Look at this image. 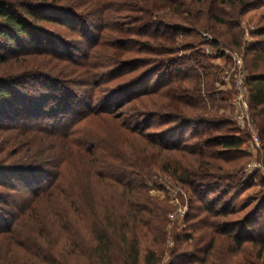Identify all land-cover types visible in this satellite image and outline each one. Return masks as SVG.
<instances>
[{"label": "trees", "instance_id": "trees-1", "mask_svg": "<svg viewBox=\"0 0 264 264\" xmlns=\"http://www.w3.org/2000/svg\"><path fill=\"white\" fill-rule=\"evenodd\" d=\"M263 3L264 0H120L118 3L111 0H84L81 3L80 9L87 7L88 15L100 17L101 29L109 33L111 40L108 38L104 40L100 35L98 46L101 50L87 65L77 64L80 67L74 71V75L76 76L79 71L78 78L82 75L87 76L89 73L87 68L100 70V73H104L106 69H111L112 72H109L111 77L106 81H100L98 76L96 77L97 74H93L86 82L91 89L94 87V93H99L100 106L92 107L86 116L82 111L76 110V115L84 117L73 119L71 126L54 134L60 139L63 148L60 157H64L60 160L59 167L61 165L62 172L58 173V177L71 178V171L69 173L68 169L70 170L72 164L82 168L83 173L77 178L78 185L75 183L64 188V183L58 184L40 196L50 198L56 193L67 194L69 200L66 198L36 200L30 212L36 215L31 241L35 243V240H39L38 235L42 231L45 236L40 240H44V244L33 248L31 253L33 257L41 259L45 264H64V261L68 263L69 256L75 253L86 256L91 251L90 257L95 264H159L155 244H159L160 236L165 234L164 226L167 223L168 209L158 199L151 197L147 191L146 180L154 169L168 175L192 194L195 200L191 198V203L199 204L201 207L199 216L196 217H201L205 213L204 218L196 225L198 229H202L197 244L206 243L208 246L206 249L198 250L204 256L202 260L204 264H228L226 256L242 249L246 239L241 232L232 234L229 227L224 224L223 219L230 215L231 211L222 204L231 190L235 191L231 196L234 203L237 197L254 186L253 179L250 178H244L239 183L235 182L241 160L247 157L241 150L248 135L242 136V131L232 128V123L226 118L205 116L209 115L207 109L210 104L217 110L229 108L227 105L222 106L217 103L218 94L214 90V85L204 81V78L211 74L206 72L202 75L196 74L194 79L189 81L190 83H185L186 79H183L167 90L160 88L159 85L160 87L153 90L126 98L124 105L132 106L122 114H118L117 108H113L111 104L119 99L126 89L128 91L130 88H137L149 77L160 75L164 77L161 72L163 64L150 70L133 84H125V86L119 83L115 88L118 95L112 98L110 106L107 103L115 90L109 95L101 87L121 81L124 76L123 71L133 66L128 62L131 55L147 53L157 57L173 56L177 52L174 46L179 35L184 37L199 31H214L221 28L224 33L219 34L220 40H216L214 46L219 47V43H222L233 49H240L243 38L241 23L230 22L224 7L232 8L239 15L244 16ZM55 9L54 11L62 17L64 15L78 17V13L72 8ZM23 11H26V16L36 18L34 8H24ZM125 12L133 15L131 23H122L120 14ZM163 13L167 14V19L176 21V24L165 25L161 16ZM135 26L138 29L133 28ZM28 27L23 12L12 11L0 4V37L8 40L10 45L16 46L17 51L22 48L14 37L28 35ZM89 29L86 32L91 34L92 28ZM152 29L153 32L149 33L148 31ZM162 29H166L165 31L171 34H166ZM134 36L144 37L147 40L144 43L136 42L132 39ZM251 36L256 40L245 48L246 57L254 55L251 61L253 72L248 76L247 83L251 87L252 110L264 149V26L252 32ZM35 42L32 40L31 45L33 46ZM7 61V55H0V65ZM54 67L60 69L58 64ZM168 86L169 83L165 87ZM8 87L9 85L4 81H0V98H6ZM219 102H224L223 98ZM168 109H173L176 114L169 115L166 114L167 111L166 113L162 111ZM3 111H0L1 116H4ZM86 119L97 122L98 128L87 132L86 137L89 140L84 139L82 142L74 138L80 133L73 128L81 120ZM155 119L176 125L165 133L146 134ZM189 127L208 129L195 130L196 141L189 142L183 134H180ZM170 135H178L179 140L174 143L166 142L172 137ZM42 161V164L46 162ZM30 166L42 168L41 164H30L28 167ZM94 178L99 182L106 181L109 188L115 189L122 198L123 212H118L114 207L107 208L102 200H94L92 188ZM224 188L228 191L220 192L216 199L208 200V193ZM38 195L37 193L36 198ZM97 201L102 211L98 210ZM218 206L220 208L217 209ZM72 213L82 223L83 229H88L85 236L79 235L80 239L78 236L75 237L72 229L70 218ZM49 217L55 221L51 224V228L46 221ZM256 218L257 214L247 223L255 225ZM56 226L59 231L66 234V243L67 241L68 244L70 243L67 253H57L50 245L47 246L48 228L52 230ZM253 237L249 241L259 248L260 259L264 254V229L259 227L258 230H254ZM221 238H225L221 243H228V249L225 251L216 248ZM176 241L179 247L180 239ZM73 249L76 252H73Z\"/></svg>", "mask_w": 264, "mask_h": 264}, {"label": "rangeland", "instance_id": "rangeland-1", "mask_svg": "<svg viewBox=\"0 0 264 264\" xmlns=\"http://www.w3.org/2000/svg\"><path fill=\"white\" fill-rule=\"evenodd\" d=\"M111 1L118 3L120 0ZM83 2L84 0H0V4L10 10L18 13L23 12L29 26L28 35L14 37L16 41L20 42L22 49L19 51L15 49L16 46L10 45L8 40H3L0 37V55L8 56V61L0 65V81L9 85L6 98H0V109L4 110V113L2 112L4 116L0 115V264H45L41 259H36L31 254L33 248L44 244V240H40L45 234L42 231L38 235L39 240H35V243L31 241L33 240L31 233L36 215L30 214V212L35 206L36 200H63L65 198L69 200L67 194L56 193L50 198L40 196L58 184L64 183V188L75 185V183L78 185L77 178L81 177L83 173L82 168L72 164L70 170L68 169L69 173L71 171V178L61 179V176L58 177V173L62 172L61 165L59 167L60 160L64 157H60L63 152L60 139L54 135L57 131L71 126L73 119L84 117L76 115V110L82 111L86 116L92 107L100 106L99 93H94V87L91 89L86 85L90 76L97 74L96 77L98 76L102 82L111 77L109 75V72H112L111 69L100 73V70L87 68L89 72L87 76L82 75L78 78L79 71L76 74L77 77L74 75V71L80 67L77 64L87 65L101 50L98 46L100 35L104 40L105 38L111 40L109 33L101 29L100 17L93 14L88 15L87 7L80 9ZM46 6L49 9L46 10ZM41 7L46 8L41 9ZM62 7L72 8L75 13H78V17L72 15L62 17L54 11L55 8L59 10ZM24 8H34L36 18L26 16ZM224 8L230 22L241 23L243 38L240 49H233L222 43H219V47L214 46L215 41L220 40V35L224 33L221 28L214 31H199L184 37L179 35L177 44L174 46L177 52L173 56L157 57L147 55V53L131 55L128 62L133 66L127 67L123 71L124 76L121 81L102 85L101 89L108 92L109 95L115 90L111 100L107 103L110 106L112 98L118 95L115 88L119 83L133 84L144 77L147 72L163 64L161 72L164 77H160L161 75L149 77L137 88H128V91L126 89L124 94L111 104L114 106L113 108H117L118 114H122L132 106L124 105L126 98L137 96L160 86L167 90L182 82L183 79H186L185 83H190L189 81L194 79L196 74L202 75L205 72L211 74L206 79L204 78V81L214 85V90L218 94L217 103L222 106L227 105L229 108L217 110L210 104L207 109L209 115L205 116L226 118L232 123V128L242 131V136L248 135L241 150L242 154L247 157L241 160L240 171L235 182L239 183L244 178H250L254 183V186L237 197L235 199L237 201L234 203L231 199L234 190H231L230 195L223 199L222 206L231 211L230 215L223 219L224 224L229 227L232 234L241 232L246 239L241 250L226 256L227 263L264 264V254L259 259V248L249 241L254 236V230H258L259 227L264 229L263 142L260 139V147L256 146L252 137L253 133L247 128L239 127L233 120L235 117L233 103L237 95L236 81L238 73L241 72L244 75L251 119L256 122L252 110L251 87L247 83L248 76L253 72L251 61L254 55L246 57L245 48L256 40L251 36V33L264 26V3L244 16L239 15L232 8L227 6ZM166 15V13L161 15L164 18L163 23L175 25L176 21L167 19ZM120 16L123 24L131 23L133 18V15L127 12ZM90 27L92 28L91 34L86 32ZM133 28L138 29L137 26ZM153 30L148 32L152 33ZM165 32L171 34L169 31ZM132 39L142 43L147 40L138 36H134ZM32 40L36 41L33 46L31 45ZM236 55L242 59L241 65L233 60ZM57 64L60 69L54 67ZM103 74L104 76H102ZM168 83L169 86L165 87ZM203 90L205 89L203 88ZM221 98L224 102H219ZM123 105L124 107L119 109ZM162 111L164 113L167 111L166 114L169 115L176 114L173 109ZM86 120H81L73 128L80 133L74 138L82 142L84 139L89 140L86 137L88 136L87 132L98 128L97 122ZM167 122L155 119L151 122V127L149 131H146V134L165 133L176 125ZM207 129V127H189L180 134H183L189 142H195V130ZM177 140H179L178 135L169 137L166 142L174 143ZM57 142H59L58 146ZM42 160L46 162L42 164ZM30 164H41L42 168L28 167ZM29 168L35 170L30 172ZM92 181L94 200H102L106 203L107 208L114 207L118 212H123L122 198L119 197L115 189L109 188L106 181L99 182L95 178ZM146 186L149 195L158 199L168 209L167 223L164 226L165 234L160 236V243L155 244L159 264H204L202 262L204 256L198 250L206 249L208 246L206 243L197 244L202 229H198L196 225L204 218L205 213L201 217H196L199 216L201 207L199 204L191 203L192 194L157 169H154L148 176ZM227 191L226 188L212 191L207 195L208 200L216 199L220 192ZM37 193L39 198H36ZM172 199L179 200L180 204L173 205ZM193 199L195 200V198ZM98 203L97 201V208L102 211L100 203ZM192 205L194 206L192 207ZM173 214L176 216L175 218H172ZM255 214H257L255 225L247 223ZM70 218L75 237L78 236L80 239L79 235L85 236L88 229H83L82 223L78 221L74 213L70 214ZM51 219L53 218L46 219L50 228L51 224L55 222ZM57 226L52 230L48 228L47 242L49 244L46 242L47 246L50 245L57 253H67L70 243L68 244V241L66 243V234L59 231ZM178 238L180 239L179 247L176 241ZM224 239L221 238L216 244V248H220L222 251L228 249L227 242L221 243ZM90 253L91 251L86 256L75 253V255L69 256L68 263L65 260L64 264H95Z\"/></svg>", "mask_w": 264, "mask_h": 264}, {"label": "built area", "instance_id": "built-area-1", "mask_svg": "<svg viewBox=\"0 0 264 264\" xmlns=\"http://www.w3.org/2000/svg\"><path fill=\"white\" fill-rule=\"evenodd\" d=\"M238 57H239L238 55L234 56L233 60H235L236 63H238L239 65H241L242 59ZM236 89H237V95L233 103V107L235 109L234 112L235 117L233 120L235 123H237L239 127L249 129V131L253 133L252 137L255 145L260 147V137L257 131L256 124L254 120L251 119L250 108L247 102V92L244 86V75L241 72H239L237 75ZM171 203L173 205H175L176 203L180 204L179 200L176 201V199H172ZM175 217L176 216L173 214L172 218Z\"/></svg>", "mask_w": 264, "mask_h": 264}]
</instances>
